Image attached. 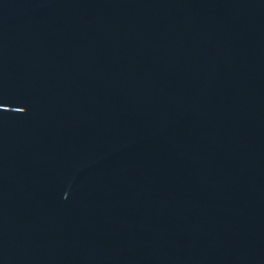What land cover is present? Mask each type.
I'll return each instance as SVG.
<instances>
[{
    "label": "water",
    "instance_id": "water-1",
    "mask_svg": "<svg viewBox=\"0 0 264 264\" xmlns=\"http://www.w3.org/2000/svg\"><path fill=\"white\" fill-rule=\"evenodd\" d=\"M0 264H264V0H0Z\"/></svg>",
    "mask_w": 264,
    "mask_h": 264
}]
</instances>
